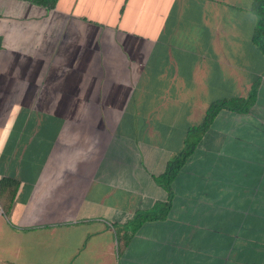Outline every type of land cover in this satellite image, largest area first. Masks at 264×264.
I'll return each instance as SVG.
<instances>
[{
  "label": "crops",
  "instance_id": "obj_1",
  "mask_svg": "<svg viewBox=\"0 0 264 264\" xmlns=\"http://www.w3.org/2000/svg\"><path fill=\"white\" fill-rule=\"evenodd\" d=\"M253 0H0V264H264ZM257 96L248 111L209 106ZM123 248L117 226L168 198ZM4 195V193H3Z\"/></svg>",
  "mask_w": 264,
  "mask_h": 264
},
{
  "label": "trees",
  "instance_id": "obj_2",
  "mask_svg": "<svg viewBox=\"0 0 264 264\" xmlns=\"http://www.w3.org/2000/svg\"><path fill=\"white\" fill-rule=\"evenodd\" d=\"M40 5H44L49 8L56 6L58 0H28ZM253 12L257 15V27L253 35L254 43L260 48L264 53V0H253L252 6ZM259 83L255 82L254 86L246 98H225L224 100L212 103L206 111L203 120L191 127V133H196L197 131H205L211 122L216 118L219 112L224 108H229L237 111H248L249 108L255 101L257 96ZM187 145L182 152L173 157L166 168V171L159 176L158 180L160 185H162L168 192V198L164 205L157 206L155 209L139 210L136 212L135 217L124 225L117 226L118 241L120 247L123 248L127 246L135 232L138 231L146 222L158 220L166 217L171 209V202L174 197L173 182L180 172L181 168L187 162L188 158L194 152L199 139H191L187 141ZM19 183L13 178H3L0 180V200L3 202V198L6 197L7 203L4 204V209L7 210L11 203L13 202L14 196L18 189ZM4 193V195H3ZM159 205V204H158Z\"/></svg>",
  "mask_w": 264,
  "mask_h": 264
},
{
  "label": "rangeland",
  "instance_id": "obj_3",
  "mask_svg": "<svg viewBox=\"0 0 264 264\" xmlns=\"http://www.w3.org/2000/svg\"><path fill=\"white\" fill-rule=\"evenodd\" d=\"M160 205H164V204H159L158 206H160ZM155 209V208H154Z\"/></svg>",
  "mask_w": 264,
  "mask_h": 264
}]
</instances>
